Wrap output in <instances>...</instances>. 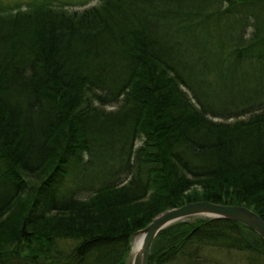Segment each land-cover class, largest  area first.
Masks as SVG:
<instances>
[{
    "label": "trees",
    "instance_id": "16d2710c",
    "mask_svg": "<svg viewBox=\"0 0 264 264\" xmlns=\"http://www.w3.org/2000/svg\"><path fill=\"white\" fill-rule=\"evenodd\" d=\"M98 2L0 0L1 263L127 264L190 201L264 218V0ZM208 247L264 264L222 218L164 229L149 262L222 264Z\"/></svg>",
    "mask_w": 264,
    "mask_h": 264
},
{
    "label": "water",
    "instance_id": "95a60500",
    "mask_svg": "<svg viewBox=\"0 0 264 264\" xmlns=\"http://www.w3.org/2000/svg\"><path fill=\"white\" fill-rule=\"evenodd\" d=\"M189 217L232 220L248 226L264 238V218L247 205L218 204L209 200L190 201L187 204L160 213L152 219L153 221L147 228L140 230V233H144V240L141 248L134 254L131 264H150V250H152L153 240L163 229L178 221L187 220ZM0 264L5 263L0 262Z\"/></svg>",
    "mask_w": 264,
    "mask_h": 264
},
{
    "label": "rangeland",
    "instance_id": "374dc122",
    "mask_svg": "<svg viewBox=\"0 0 264 264\" xmlns=\"http://www.w3.org/2000/svg\"><path fill=\"white\" fill-rule=\"evenodd\" d=\"M3 1L5 3H8L9 5L10 4H14V3H19L21 5H25L29 0H3ZM57 1L69 2V3L75 4V7L74 6H68V8L70 10H76V9L82 10L85 7H88L90 5L99 3L98 2L99 0H57ZM82 4H86V5L84 7H82ZM110 108H112V107H110ZM140 144H141V141L138 140L137 143H136V145L139 146ZM94 179H96V175L94 173H92L90 176L87 177V180L86 181H92ZM70 181H71V179H70ZM81 194H82L83 197H85V196H87V195L90 194V191H82ZM200 218L201 217H199V218L198 217H189L187 220L178 221V222H188V221H190V222H196ZM137 235H139V234H137ZM137 235H135L133 237V240L132 241H134V238H136ZM131 244H132V247H133V242ZM128 252H129V255L127 257V264H131V262L133 260V254L134 253H132V249L130 251H128ZM205 253L209 257H211V258L214 257L213 258L214 261H219L220 260L219 263H222L223 262L222 264H233V262H234V264H236L235 261H234V259L233 258H230V254H229L228 251H225V250H222V249L219 250V249L213 248V247H211V248L208 247V249L205 250ZM170 264H173V263H170ZM182 264H183V262H182ZM237 264H248V260H247V258L245 260L243 259L242 262H238Z\"/></svg>",
    "mask_w": 264,
    "mask_h": 264
},
{
    "label": "bare ground",
    "instance_id": "6f19581e",
    "mask_svg": "<svg viewBox=\"0 0 264 264\" xmlns=\"http://www.w3.org/2000/svg\"><path fill=\"white\" fill-rule=\"evenodd\" d=\"M138 234L139 235L136 234L137 235L136 238H134V241H132L133 242V247H132V244H131V247H130V250L132 249V253H134V254L136 252H138V250L141 248L143 240H144V233L141 232V233H138ZM132 240H133V238H132ZM134 254H133V257H134Z\"/></svg>",
    "mask_w": 264,
    "mask_h": 264
}]
</instances>
